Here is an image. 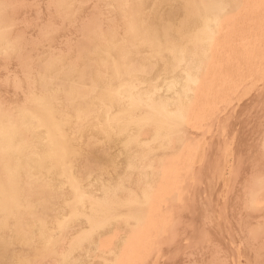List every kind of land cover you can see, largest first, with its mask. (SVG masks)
I'll list each match as a JSON object with an SVG mask.
<instances>
[{
    "label": "bare ground",
    "instance_id": "bare-ground-1",
    "mask_svg": "<svg viewBox=\"0 0 264 264\" xmlns=\"http://www.w3.org/2000/svg\"><path fill=\"white\" fill-rule=\"evenodd\" d=\"M0 264H264V0H0Z\"/></svg>",
    "mask_w": 264,
    "mask_h": 264
}]
</instances>
